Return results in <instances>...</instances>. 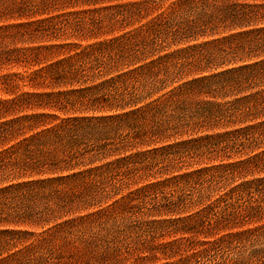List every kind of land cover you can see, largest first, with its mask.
<instances>
[{
    "label": "trees",
    "instance_id": "1",
    "mask_svg": "<svg viewBox=\"0 0 264 264\" xmlns=\"http://www.w3.org/2000/svg\"><path fill=\"white\" fill-rule=\"evenodd\" d=\"M163 1L0 0V70L43 65L0 76V264H264V0H176L62 41Z\"/></svg>",
    "mask_w": 264,
    "mask_h": 264
},
{
    "label": "rangeland",
    "instance_id": "2",
    "mask_svg": "<svg viewBox=\"0 0 264 264\" xmlns=\"http://www.w3.org/2000/svg\"><path fill=\"white\" fill-rule=\"evenodd\" d=\"M176 1V0H164L160 5L161 7L158 8L157 10H152L150 12V14L146 17H144L142 19V21L140 23H136L124 30H121L119 32H116V33H112V34H105V35H101L99 36V38H91V37H87V36H84V37H79V38H76V37H69V38H65L64 40L62 41H65V42H68V43H73V44H78L79 45V49H82L84 47H87L88 45L92 44V43H95V42H98V41H104V40H108L112 37H114L115 35H121L123 32L125 31H133L135 29H138L143 23H146L148 22L149 20H151L153 17L157 16L158 14H160L161 12H166L169 10V8L171 7L172 3ZM85 7V6H83ZM82 7H79L77 6L76 9H81ZM203 39L200 38L198 39L196 42H200L202 41ZM60 42V41H58ZM192 42L190 43H184V42H181V43H178L176 45H172L168 51H171V50H175V49H178V48H182V47H185L186 45H189L191 44ZM33 45V44H32ZM77 51V49H76ZM74 49L71 50L70 53H74ZM60 58L63 57V56H59ZM43 65H36V64H24V63H17V64H10L7 66V68H2V70H0V76L1 75H4V74H13V73H21L23 75H28L30 74L31 72H33L34 70L38 69L39 67H41ZM6 67V66H4ZM127 68L125 67H122L120 69L119 72L121 71H124L126 70ZM117 72H113V74H116ZM193 74H188L182 78H176L174 81L168 83L164 88H162L161 90H158L157 92H154L152 94H150V96L146 97L142 103L140 105H143L147 102H150L152 100H155L159 97H162L163 95H165L169 90L171 89H174L175 87L179 86L180 84H182L185 80L189 79L192 77ZM28 87H26L25 89H27ZM11 94L9 92H5V91H0V97H9ZM219 101V100H218ZM223 100H221L220 102H222ZM40 111H45V112H51L53 113L54 111H50V110H40ZM105 112V111H104ZM54 114L58 115L60 118L61 117H64V113L63 112H60V111H56ZM57 122V121H56ZM245 123H237V122H229V123H220L218 124L217 126H208L206 128H204V130H201V131H193V132H189V133H182V134H176L168 139H164L160 142H158L157 145H163V144H167V143H170V142H175V141H180V140H183V139H189V138H194V137H199V136H203V135H206V134H216V133H221L223 131H227V130H231V129H234V128H237V127H240V126H243ZM137 150H141V147L139 148H134L130 151H128L127 153H134L135 151ZM118 155L116 156H112V157H109V158H106L104 160H101V161H95L93 163V165H97V164H102V163H105L109 160H112V159H115L117 158ZM213 163H217V161H214L212 163H202L200 165L201 166H205V165H211ZM180 171H184V168ZM174 173H177V172H174ZM260 175H264V171H257L254 173V176H260ZM142 183H140L141 185ZM134 188V187H133ZM127 192V191H126ZM124 192V193H126ZM199 206H195L194 208H192L191 212L195 211ZM15 228L17 229H24V230H28V231H32V230H36L37 227L35 226H32V225H27V224H20V225H16L14 226Z\"/></svg>",
    "mask_w": 264,
    "mask_h": 264
}]
</instances>
